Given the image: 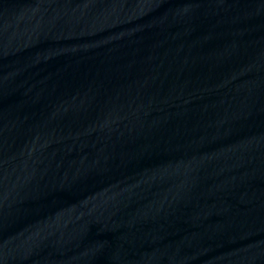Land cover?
Segmentation results:
<instances>
[{
	"label": "water",
	"instance_id": "95a60500",
	"mask_svg": "<svg viewBox=\"0 0 264 264\" xmlns=\"http://www.w3.org/2000/svg\"><path fill=\"white\" fill-rule=\"evenodd\" d=\"M264 143V0H0V264H158Z\"/></svg>",
	"mask_w": 264,
	"mask_h": 264
}]
</instances>
